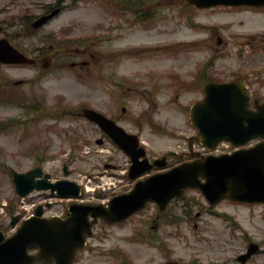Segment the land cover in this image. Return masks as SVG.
I'll list each match as a JSON object with an SVG mask.
<instances>
[{
  "label": "rangeland",
  "instance_id": "1",
  "mask_svg": "<svg viewBox=\"0 0 264 264\" xmlns=\"http://www.w3.org/2000/svg\"><path fill=\"white\" fill-rule=\"evenodd\" d=\"M55 1L68 6L43 26L31 28L30 22ZM73 1L0 0V25L5 28V21L12 23L14 18V25H7L9 41L38 57L34 66L0 69L4 74V79L0 78V89H4L0 91V121L8 126L0 128V203L11 200L14 210L17 204L22 209L24 203L16 198L4 166L26 170L36 164L37 153L45 159L47 169L56 170V176H63L62 163L67 159V177L76 181L86 182L88 177L94 181L95 175L123 172L125 156L109 139L101 145L96 142L101 130L76 115L80 107L91 106L120 118L124 127L140 135L150 157L169 152L185 157L187 140L195 133L185 106L200 99L201 93L184 91L177 97L166 85L176 82L174 78L189 81L197 70H204L210 78L228 80L233 71L254 78L249 69L264 68V28L255 24L264 22V9L216 6L194 9L189 15L184 13L182 0H149L145 10L154 17L151 25H144L143 21L133 23L132 11L119 12L122 0ZM195 24L206 26L194 33ZM144 31L151 33L150 39L143 38ZM219 36L221 42L217 41ZM148 40L153 42L145 43ZM130 46L139 51L127 49ZM211 52L214 55L210 57ZM71 62L76 66L71 67ZM152 71L161 72L158 78L163 86L155 85ZM259 76L264 77V73ZM15 80L21 82L14 84ZM117 81L120 87L111 88L110 84ZM33 95L40 97L52 116L26 127L21 123L24 109L18 103L29 101ZM150 120L165 130L153 128ZM198 146L196 141L195 148ZM175 155H167L170 163L178 158ZM108 164L119 168H105ZM119 180L117 193L132 186L126 176ZM35 194L29 196L26 205L37 202ZM53 200L56 204L48 213L66 205L64 200ZM215 208L218 214L208 209L198 190L189 189L171 204V215L177 220L161 226L157 237L150 240L136 235L148 237L145 221L155 212L153 204L121 224L99 222L75 264H240L236 257L250 240L260 242L262 251L245 264H264V203L227 199ZM198 211L201 214L195 217ZM220 213L232 216L238 224H230ZM12 214L0 207V226L4 229L10 228ZM116 249L125 252L126 258L115 255Z\"/></svg>",
  "mask_w": 264,
  "mask_h": 264
},
{
  "label": "water",
  "instance_id": "2",
  "mask_svg": "<svg viewBox=\"0 0 264 264\" xmlns=\"http://www.w3.org/2000/svg\"><path fill=\"white\" fill-rule=\"evenodd\" d=\"M197 5L215 3H247L261 4L264 0H188ZM42 19L39 20L41 22ZM18 61L26 59L13 50ZM205 99L194 104L191 110L192 120L200 128L199 137L208 146H213L220 139H230L241 143L256 135L264 136V104L257 112L246 109L248 96L243 86L233 83L223 85L208 84ZM85 113L91 119L97 120L105 127L107 119L101 114L86 109ZM109 122V121H108ZM136 167H133L135 170ZM205 176L201 183L198 175ZM135 175L133 171L132 176ZM199 186L211 202L228 195L241 200L264 199V142L247 150H238L232 154L220 156L209 155L204 160H196L182 164L171 171L155 175L145 182H139L130 194H124L111 201L109 210L95 208L93 213H102L111 218H121L128 210L143 205L147 199H156L164 203L171 196L178 194L184 186ZM67 189V188H66ZM25 190L23 191V193ZM46 232L38 231V236L31 238L32 242L40 244L45 254H53L56 264H70L73 254L69 249V241L75 235L70 231L60 236L54 230H49V224H42ZM33 227L27 226L22 233L26 240L33 232ZM28 242L14 240L8 247L9 259L12 260L13 250L19 253L21 263L26 260L24 247ZM30 260V257H28ZM0 264H16L4 261Z\"/></svg>",
  "mask_w": 264,
  "mask_h": 264
},
{
  "label": "flooded vegetation",
  "instance_id": "3",
  "mask_svg": "<svg viewBox=\"0 0 264 264\" xmlns=\"http://www.w3.org/2000/svg\"><path fill=\"white\" fill-rule=\"evenodd\" d=\"M252 86V85H251Z\"/></svg>",
  "mask_w": 264,
  "mask_h": 264
}]
</instances>
